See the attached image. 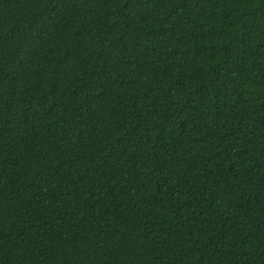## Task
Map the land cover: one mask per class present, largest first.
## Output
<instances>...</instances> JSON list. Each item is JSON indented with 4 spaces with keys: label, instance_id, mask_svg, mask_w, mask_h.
<instances>
[{
    "label": "trees",
    "instance_id": "obj_1",
    "mask_svg": "<svg viewBox=\"0 0 264 264\" xmlns=\"http://www.w3.org/2000/svg\"><path fill=\"white\" fill-rule=\"evenodd\" d=\"M0 264H264V0H0Z\"/></svg>",
    "mask_w": 264,
    "mask_h": 264
}]
</instances>
